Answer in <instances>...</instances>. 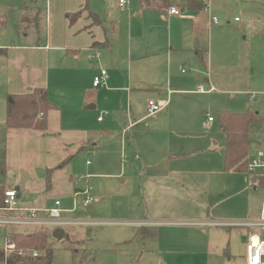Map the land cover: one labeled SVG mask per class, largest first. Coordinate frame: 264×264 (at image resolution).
<instances>
[{"label":"crops","instance_id":"obj_1","mask_svg":"<svg viewBox=\"0 0 264 264\" xmlns=\"http://www.w3.org/2000/svg\"><path fill=\"white\" fill-rule=\"evenodd\" d=\"M86 1L65 0L60 10L64 16L60 22L61 32L54 39L46 34L43 44H28L24 40L28 34L21 30L22 13L27 9L28 0L0 4V20L17 18L20 28L12 31L0 21V85L4 87L0 129L6 134V175L14 176L13 181L6 182V188H15L22 204L37 208H52L54 205H49L52 199L62 203L68 200L70 206H60L65 211L72 209L74 193L89 189V196L93 197L92 189L79 187L80 177H73L79 173L70 163L78 154H72L63 140L57 141L56 147L52 146L54 141L49 138L54 133L59 134L65 122L68 129L75 125L92 128L96 139L102 140L100 151L106 154L98 169H114L115 163L110 159L114 145L120 147L119 157L128 159V163L116 166L118 171L104 176L121 177L123 185L134 174L142 178L144 206L136 208V218L128 221L131 227L120 230L119 234L120 244L132 248L133 257L146 254L155 257L163 253L161 264H165V260L172 264V256L189 258L188 264H245L247 243L240 241L242 234L220 227L232 224L224 218L233 214L236 207L230 202V190L238 181V175L250 174L251 180H256L247 168L245 173L225 169V136L223 151L214 152L217 142L207 125L213 124L215 119L210 121L209 117L208 123L199 120L213 108L211 99L214 97L210 95L216 91L218 83L206 73L207 69H212V58L207 62L205 50L207 45L211 48L212 34L215 36L222 24L211 23L215 15L210 7L208 11H190L184 9V0L182 6H177L175 0L146 9L141 7L140 0H128L124 8L118 3L103 4L91 12ZM170 7L179 9L180 15L168 14ZM78 11L80 17L69 25L67 15ZM46 12L50 30V12ZM95 50L99 58L89 61L88 55ZM50 52L66 59L54 61L51 83L46 75ZM201 55L205 56L204 61ZM220 62L224 66L229 60L221 58ZM101 69L107 72L106 85L93 88L92 80ZM198 85L212 91L195 93ZM39 88L46 90L53 105L46 114V129L11 128L5 132L8 96L24 95ZM190 96H207V100L200 106ZM150 100L166 101L168 105L154 116H148ZM220 112L233 113L223 109L216 111L219 132ZM84 149L86 147L80 148ZM257 152L264 153L252 148L251 138L248 160ZM87 165L90 166L89 162H86L84 179L102 176L90 172ZM24 192L36 196L27 195V200H23ZM82 199H76L79 205ZM261 210L262 204L260 215ZM168 213L196 218L201 224L193 226L201 229L196 232L200 233L198 237L177 238L173 246L174 237H167L160 230L152 232L163 225L161 216Z\"/></svg>","mask_w":264,"mask_h":264},{"label":"rangeland","instance_id":"obj_2","mask_svg":"<svg viewBox=\"0 0 264 264\" xmlns=\"http://www.w3.org/2000/svg\"><path fill=\"white\" fill-rule=\"evenodd\" d=\"M10 2V0H0V4ZM19 2L21 0H14ZM27 9L22 13L23 25L21 30H25L28 36L24 38L26 43H40L45 41L46 34L52 35V39L57 37L61 32L60 22L64 18L60 14L65 0H28ZM119 0H87L88 11H93V8L99 5H109L118 3ZM128 1V0H127ZM130 1V0H129ZM209 1V2H208ZM175 0H167V4L174 3ZM210 10L217 19V23L222 24V29L212 34L211 48L207 45L205 50L207 62L212 58V69H207L206 73L212 76L218 83L216 91L212 93L214 98L211 99L212 109H208L203 115L198 114L199 120L208 123V118L215 119L213 124H208V129L212 131L213 139L217 142L214 146V152L219 153L223 150L224 135L218 131L217 114L216 111L223 109L233 113H243L247 110L258 113L260 117L264 118V0H207ZM175 4H183V0H177ZM50 9V11H49ZM204 10V8H203ZM50 16V30L49 22L47 24V12ZM90 11V12H91ZM237 19V20H236ZM4 22L7 29L20 30L18 19L11 17V19L0 20ZM1 26V25H0ZM64 30V28H63ZM205 56L201 55L204 61ZM221 58L228 59L229 62L223 64L220 62ZM66 60L62 56L55 55L54 52L49 53L48 70L46 72L47 79L52 81L54 61ZM45 61V60H44ZM43 61L44 75L45 64ZM64 63V62H62ZM47 69V68H46ZM51 85V84H49ZM218 94V95H217ZM250 95H254L253 99H248ZM192 101L197 102L200 106L204 105L207 96H190ZM4 87L0 85V102L3 105ZM1 106V103H0ZM61 113V112H60ZM98 113H96L97 115ZM65 113H63V116ZM107 116L102 119L105 121ZM202 123V121L200 122ZM66 122L58 130L55 135L49 136L54 142L52 146H57V141H64L67 143V148L75 155L74 161L71 165L76 167L79 174H74L73 177L81 179L77 185L79 187L89 186L92 191L91 195L97 199L96 203L90 204L86 208H80L75 213L63 214L62 217L73 221H83L84 225H74L68 227H57L65 231V236L61 240L52 237V232L57 229H43V230H21V229H6L0 227V249L6 245L5 237L9 232H24V233H44L47 235V247L52 252V264H161L160 256L163 253H157L156 256L146 254L144 257L132 256L130 247L120 244V230L131 227V221L136 218V208L140 206L143 208L142 201V178L134 174L133 178H129L125 185L120 183L121 177L114 178L113 176H104V174H113L116 172L119 164L128 163V159H121L120 147L112 146L110 159L114 161L115 167L113 170L98 169L102 159L106 154L100 150L103 149L102 140L96 139V135L91 130L84 128V126L75 125L73 128H65ZM208 132V130H206ZM6 132V128H5ZM116 135V132H115ZM113 135V136H115ZM6 142V134L4 136ZM252 148L261 149L264 151V123L253 127L252 133ZM86 139V142H82ZM94 143V145L92 144ZM96 143V144H95ZM258 143V145H257ZM258 146V147H257ZM81 147H86L80 150ZM79 150V153H78ZM86 162H89L92 173L102 175L95 179H84L86 170ZM117 166V167H116ZM89 172V171H88ZM125 173H128L126 171ZM76 175V176H75ZM261 175H254L256 181L251 180L250 174L238 175V181L230 190V202L236 207L233 214H229L224 219L230 223H240L248 221H256L260 217V209L262 201L264 200V181L260 182ZM38 178L40 177L37 175ZM9 180H14V176L6 175L4 183ZM85 181H87L85 183ZM1 186V185H0ZM11 186V185H10ZM33 197L36 194H29L24 192L22 199L27 200L26 196ZM57 199H52L49 205H54ZM59 207L70 206V201L60 200ZM179 200H176L178 203ZM53 206V207H54ZM118 208V209H117ZM223 210H220V212ZM163 225H159L162 234L167 237L172 236V245L177 244V238L184 240L192 238L200 233L198 229V222L196 218L188 214L168 213L161 216ZM223 230L230 232H237L242 234V244L248 241V234L255 233L259 235L260 239H264V230L260 228H250L245 226H227L220 227ZM151 230V228H148ZM148 230V231H150ZM203 238V235H202ZM140 242L141 245V241ZM179 243L182 244L180 241ZM137 244V242H136ZM139 244V243H138ZM166 242H164V245ZM138 247V245H137ZM137 247L134 250H137ZM149 248L151 246L148 245ZM139 248V247H138ZM39 256L43 254L42 250H37ZM139 253L136 252V254ZM170 259L172 264H188L189 258L183 256H172ZM156 261V262H155ZM165 264H169L166 262Z\"/></svg>","mask_w":264,"mask_h":264},{"label":"trees","instance_id":"obj_3","mask_svg":"<svg viewBox=\"0 0 264 264\" xmlns=\"http://www.w3.org/2000/svg\"><path fill=\"white\" fill-rule=\"evenodd\" d=\"M184 9L200 11L207 0H184ZM167 0H140L142 8H152L159 4H165ZM86 6L83 8L85 9ZM81 12L68 14L69 25L75 23ZM94 21L98 18L88 14ZM202 60V59H201ZM45 89H34L24 95L8 96L5 108V128H32L36 130L46 129V114L52 109ZM219 129L225 136L224 165L227 171L245 173L249 150L251 145L252 128L264 123V118L258 113L247 110L243 113L220 112L218 115ZM4 131L0 129V196L6 188V142ZM62 163L59 167L63 166ZM264 177L260 178V182ZM49 182V181H48ZM7 235V234H6ZM10 243L15 245V251L5 256L0 249V264H52V252L47 247V235L44 233L11 232L7 235ZM42 250L43 254L36 258L22 257L17 252L20 250Z\"/></svg>","mask_w":264,"mask_h":264},{"label":"built area","instance_id":"obj_4","mask_svg":"<svg viewBox=\"0 0 264 264\" xmlns=\"http://www.w3.org/2000/svg\"><path fill=\"white\" fill-rule=\"evenodd\" d=\"M127 0H119L118 6L124 8L128 5ZM204 10L208 11V6L204 7ZM170 15H180L179 9L170 7L167 10ZM211 23L216 24V17L211 18ZM88 60H94L99 58V52L94 51L88 55ZM107 72L104 69L99 71V74L92 80L93 88L104 87L106 85ZM212 91V88H206L203 85H198L195 89V93L207 94ZM254 95H250V99H253ZM166 101H154L150 100L147 103L148 116H154L155 114L163 111L167 107ZM211 121L212 119L209 118ZM247 171L253 175L264 176V153L257 152L247 162ZM82 197L81 205L77 202V198ZM97 202V199L89 196V189H84L81 192L73 194V206L70 210H63L59 207V202H55V206L52 208H37L29 205H24L19 201V196L15 188H5L1 192L0 196V227L6 229H21V230H43V229H55L57 227H68L74 225H84L83 221H73L62 217L66 213H74L80 208H86L89 204ZM197 225H201L198 223ZM233 226H245L250 228H260L264 230V200L262 201L261 215L258 220L250 222L232 223ZM60 229V228H57ZM56 230V229H55ZM6 245L3 248V254L5 256L15 251V245L10 243L6 237ZM20 256H30L36 258L39 253L36 250H20L17 252ZM245 264H264V239H260L259 235L252 233L248 237L245 254Z\"/></svg>","mask_w":264,"mask_h":264},{"label":"water","instance_id":"obj_5","mask_svg":"<svg viewBox=\"0 0 264 264\" xmlns=\"http://www.w3.org/2000/svg\"><path fill=\"white\" fill-rule=\"evenodd\" d=\"M93 108V106H92ZM65 236V231L63 229H56L52 232V237H54L57 240L63 239Z\"/></svg>","mask_w":264,"mask_h":264}]
</instances>
